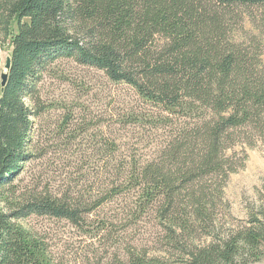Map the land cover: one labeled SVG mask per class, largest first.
Returning a JSON list of instances; mask_svg holds the SVG:
<instances>
[{"label": "trees", "instance_id": "trees-1", "mask_svg": "<svg viewBox=\"0 0 264 264\" xmlns=\"http://www.w3.org/2000/svg\"><path fill=\"white\" fill-rule=\"evenodd\" d=\"M0 35L12 46L9 80L0 83V190L35 157L33 128L44 111L38 83L58 58L130 85L158 109L131 116L174 126L144 159L126 157L108 139L96 197L47 190L0 205V264H59L25 220L65 219L84 230L88 216L133 192V214H155L186 264L264 256V205L250 226L222 231L220 217L230 176L248 158L245 145L264 141V0H0ZM202 233L210 241L196 244ZM115 264L161 263L130 250Z\"/></svg>", "mask_w": 264, "mask_h": 264}, {"label": "rangeland", "instance_id": "rangeland-1", "mask_svg": "<svg viewBox=\"0 0 264 264\" xmlns=\"http://www.w3.org/2000/svg\"><path fill=\"white\" fill-rule=\"evenodd\" d=\"M246 28L252 30V25L247 22ZM236 38L240 39L241 34ZM11 49L10 39L0 35V83ZM38 91L37 104L44 111L33 128L35 157L0 190V205L5 209L47 190L76 197L93 192L96 197L105 165L100 150L108 139L115 141L126 157L144 159L153 155L174 128L155 118L131 116L155 114L158 109L146 103L130 85L114 82L104 71L73 59L61 57L47 64ZM27 102L33 104L31 99ZM245 147V165L230 176L225 187L229 206L220 214L222 231L230 226L252 225L264 205V141L258 139ZM236 149L241 159V146ZM135 201L134 192L120 196L88 216L84 230L65 219L39 216H31L24 225L46 237L59 264H115L116 258H126L130 250H146L161 264H186L179 249L166 244V232L155 214L149 212L138 219ZM103 219L110 222L109 229L92 228ZM209 241L203 233L195 239L196 244ZM237 264H264V256H245Z\"/></svg>", "mask_w": 264, "mask_h": 264}, {"label": "water", "instance_id": "water-1", "mask_svg": "<svg viewBox=\"0 0 264 264\" xmlns=\"http://www.w3.org/2000/svg\"><path fill=\"white\" fill-rule=\"evenodd\" d=\"M12 67V57L8 56L5 64V70L1 74V87L5 88L9 80V71Z\"/></svg>", "mask_w": 264, "mask_h": 264}]
</instances>
